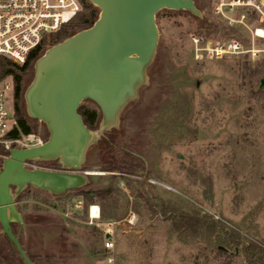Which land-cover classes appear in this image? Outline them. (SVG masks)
I'll return each mask as SVG.
<instances>
[{
    "label": "rangeland",
    "instance_id": "1",
    "mask_svg": "<svg viewBox=\"0 0 264 264\" xmlns=\"http://www.w3.org/2000/svg\"><path fill=\"white\" fill-rule=\"evenodd\" d=\"M240 1L232 7L234 0H206L204 9L196 4L202 18L157 14L160 37L148 85L126 107L119 127L91 147L83 168L95 174L80 190L110 186L112 195L88 204L81 196L31 189L16 199L24 222L11 229L33 264H251L245 247L264 248V96L251 99L238 70L264 62V34L258 32H264V8H256L264 0ZM233 42L247 51L216 58L201 50ZM4 102L13 112L12 90ZM29 124L48 139L43 124L30 118ZM111 136L113 154L102 145ZM108 156L123 161V169H111ZM51 163L31 166L52 170ZM91 206L99 208L98 220L91 219ZM179 207L237 243L220 245L225 250L218 253V235L210 237L205 227L199 237L183 229ZM108 234L112 249L105 247ZM0 264H27L1 225Z\"/></svg>",
    "mask_w": 264,
    "mask_h": 264
},
{
    "label": "water",
    "instance_id": "2",
    "mask_svg": "<svg viewBox=\"0 0 264 264\" xmlns=\"http://www.w3.org/2000/svg\"><path fill=\"white\" fill-rule=\"evenodd\" d=\"M88 1L100 10L98 19L47 48L35 62L24 93L28 117L45 126L48 139L35 148L10 150L1 163L0 225L27 264L33 263L11 229V224L24 222L16 206L18 196L31 189L61 196L89 186L95 173L83 170L88 151L119 127L126 107L148 85L160 37L157 14L185 11L202 18L194 0ZM88 101L101 114L97 131L79 113L80 105ZM29 162H54L60 171L29 169Z\"/></svg>",
    "mask_w": 264,
    "mask_h": 264
},
{
    "label": "built area",
    "instance_id": "3",
    "mask_svg": "<svg viewBox=\"0 0 264 264\" xmlns=\"http://www.w3.org/2000/svg\"><path fill=\"white\" fill-rule=\"evenodd\" d=\"M240 0L231 4L240 5ZM264 8V4L256 7ZM81 10L79 0H0V57H6L20 65L24 64L30 52L37 48L43 38L57 32L63 25L73 20ZM262 31V30H258ZM264 37V36H263ZM210 57L222 58L225 55L245 53L238 42L217 46L214 49H201ZM13 91L11 78L0 80V159L12 149H28L43 145L47 139L34 132L27 135L12 136L17 128L14 109L10 112L4 99L7 91ZM90 217L92 220L100 218ZM105 247L112 249L113 243L106 239Z\"/></svg>",
    "mask_w": 264,
    "mask_h": 264
},
{
    "label": "trees",
    "instance_id": "4",
    "mask_svg": "<svg viewBox=\"0 0 264 264\" xmlns=\"http://www.w3.org/2000/svg\"><path fill=\"white\" fill-rule=\"evenodd\" d=\"M79 1L81 4V10L77 14V16L69 23L63 25L57 32L46 35L43 38L41 44L30 52L24 64L20 65L6 57H0V80L2 81L5 80L6 78H11L13 81L14 114H15V120L17 122V128L14 130L12 134V136L14 137L19 136L21 134L27 135L34 131L32 126L29 124V117L24 107V92L31 80V76L33 75L35 62L43 55L47 47H51L63 41L64 39L73 36L78 31L91 27L99 17L100 10L98 8L90 4L88 0H79ZM194 1L195 4L200 3L203 9L208 7V3L206 2V0H194ZM222 28L227 34L230 33L236 36L241 35L240 30L225 28V27ZM238 70L240 71L239 77L242 80V85L245 87L247 86L250 92V98L258 100L262 96H264V87L260 88V82H261L260 78L264 77V62L263 64H259L256 67H251L250 65L244 64L243 66H240ZM259 105L261 107L264 106V104L261 103ZM79 113L83 117L84 123L90 129L97 128L101 120V114L98 109L97 110L91 109L80 105ZM109 138L112 139V136ZM113 143H114L113 139L111 143L107 139V140H103L102 145L106 149L111 150V154H113L114 150H116ZM6 155L9 156V153L7 152ZM109 158L111 159V163L113 165L111 169H115V170L123 169L122 168L123 167L122 164H124L123 161L122 163H120V161L115 162L114 157H109ZM112 193H113V188L110 186H105L104 188L95 192H83L82 190H74L68 192L65 195L59 196V198L64 196L66 197V195L81 196L87 201L88 204H92L96 196L106 197L108 195H112ZM176 211L181 214V217H183V222L181 223V227L184 229L185 226H188L189 228L193 229L195 233L194 235L196 237L202 235L203 232L201 231V229L204 227L205 229L206 228L208 229L207 233L210 234V237L213 236L214 233L218 235L215 240L216 242L215 250L218 253L223 252V250L219 248L220 245H226L227 243H233V242L237 243L236 240L235 241L232 240L233 242L230 240L231 236H229L227 232L219 233L216 230V225L214 223H211L207 219H199V218L195 219L194 217L186 215L185 212L182 210V207H179L178 210ZM102 217L103 219H108L110 218V215L109 214L106 215L105 213H103ZM199 225L201 226L200 228L198 227ZM244 250L251 264H264V248L262 246L251 244V246L245 247Z\"/></svg>",
    "mask_w": 264,
    "mask_h": 264
},
{
    "label": "flooded vegetation",
    "instance_id": "5",
    "mask_svg": "<svg viewBox=\"0 0 264 264\" xmlns=\"http://www.w3.org/2000/svg\"><path fill=\"white\" fill-rule=\"evenodd\" d=\"M33 164V162H29L28 164H27V166H29V167H31V169H33V168H37V167H33V166H31ZM51 167L53 168L52 170L53 171H60V167L59 166H57L55 163H51ZM38 169H41V168H38ZM46 170H48V169H46ZM51 170V169H50ZM15 190V188L13 187V191ZM16 203H17V201H16ZM16 206H17V204H16ZM18 209V208H17Z\"/></svg>",
    "mask_w": 264,
    "mask_h": 264
},
{
    "label": "bare ground",
    "instance_id": "6",
    "mask_svg": "<svg viewBox=\"0 0 264 264\" xmlns=\"http://www.w3.org/2000/svg\"><path fill=\"white\" fill-rule=\"evenodd\" d=\"M259 33H260L261 35L264 34V32H262V31H259ZM98 210H99V208H98L97 206H93V208H92V210H91V215H92V217H97V216H98Z\"/></svg>",
    "mask_w": 264,
    "mask_h": 264
}]
</instances>
